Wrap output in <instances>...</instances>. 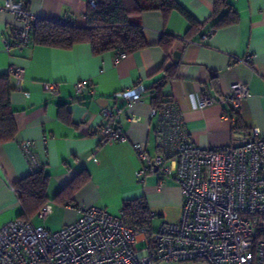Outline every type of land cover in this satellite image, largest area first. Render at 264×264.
<instances>
[{
	"label": "crops",
	"instance_id": "obj_1",
	"mask_svg": "<svg viewBox=\"0 0 264 264\" xmlns=\"http://www.w3.org/2000/svg\"><path fill=\"white\" fill-rule=\"evenodd\" d=\"M39 18L69 19L86 23L88 0H17ZM197 23L177 10H146L139 14L145 47L118 57V50L94 53L88 43L59 48L34 42L7 49L4 37L16 24L13 13L0 0V74L10 65L23 70L18 82L11 77L10 108L16 134L0 143V228L22 213L14 184L37 169L48 174L46 195L51 212L62 218L60 227L74 221V208L96 206L118 215L126 201L143 199L157 223L177 222L181 212L178 183L165 176L136 173L142 161L134 145L153 156L156 125L152 114L154 87L165 79L161 95L178 110L186 137L201 147L238 144L255 135L264 136V0H230L236 23L213 30L208 21L213 0H175ZM211 33L206 39L203 35ZM162 38L169 39L165 47ZM179 52L177 63L173 53ZM251 55L254 67L241 58ZM169 65L173 69L168 71ZM87 81L77 92L75 84ZM57 83L51 94L44 83ZM242 82L248 96L233 111L227 103L197 106L204 93L220 97L230 85ZM143 88L129 107L114 97L122 90ZM107 107L117 111L116 126L122 140L100 142ZM237 119L238 123L237 124ZM24 142H30L26 148ZM80 173L86 180L67 196L57 197ZM162 188L157 189L159 181ZM36 214L30 221L43 226ZM153 222V221H152ZM154 223V222H153ZM155 224V223H154Z\"/></svg>",
	"mask_w": 264,
	"mask_h": 264
},
{
	"label": "built area",
	"instance_id": "obj_2",
	"mask_svg": "<svg viewBox=\"0 0 264 264\" xmlns=\"http://www.w3.org/2000/svg\"><path fill=\"white\" fill-rule=\"evenodd\" d=\"M94 6L95 0H88ZM3 8L14 14L16 24L4 37L7 49L32 42L31 31L39 16L22 1L4 0ZM58 22L70 24L69 19ZM212 31L203 35L210 36ZM125 54L118 51L117 56ZM253 68L251 55L241 58ZM16 82L23 70L10 65ZM87 81L77 82L81 91ZM44 88L54 94L57 83ZM141 86L122 90L114 97L129 107L140 99ZM242 82L230 85L228 93L201 95L197 106L227 103L233 111L248 96ZM159 117L156 125L157 152L151 156L142 145L134 153L142 161L138 176L148 174L174 179L180 188L181 212L177 222L130 225L122 216L91 206L74 208L77 218L58 230L36 226L17 218L0 228V264H264V136L255 135L238 144L201 147L186 137L173 102L152 107ZM106 123L101 143L122 140L116 126L117 111L101 110ZM30 142H24L27 148ZM160 180L157 189H161ZM51 205L44 203L36 213L45 219Z\"/></svg>",
	"mask_w": 264,
	"mask_h": 264
},
{
	"label": "trees",
	"instance_id": "obj_3",
	"mask_svg": "<svg viewBox=\"0 0 264 264\" xmlns=\"http://www.w3.org/2000/svg\"><path fill=\"white\" fill-rule=\"evenodd\" d=\"M146 10L166 12L177 10L190 22V29L197 23L175 0H95L94 6L88 5L83 26L61 23L57 20L39 18L32 27V42L59 47L71 48L75 44L88 43L94 53L118 50L124 54L145 47L144 36L138 22V16ZM238 16L230 0H213V12L208 21H212L213 30L236 23ZM162 38L160 45L168 51ZM173 69L169 65L168 71ZM12 75L9 72L0 74V143L13 140L16 127L10 108V96L13 91ZM165 79L154 87L152 95L153 107H159L162 102H171L161 95L160 88ZM237 124L238 119H237ZM80 173L70 184L64 187L57 197L70 196L77 190L86 177ZM49 176L37 169L14 184L16 195L22 206L20 218L29 221L39 208L48 201L46 187ZM123 218L132 226L143 227L151 222V212L143 199L130 200L121 208Z\"/></svg>",
	"mask_w": 264,
	"mask_h": 264
},
{
	"label": "rangeland",
	"instance_id": "obj_4",
	"mask_svg": "<svg viewBox=\"0 0 264 264\" xmlns=\"http://www.w3.org/2000/svg\"><path fill=\"white\" fill-rule=\"evenodd\" d=\"M152 227L153 228H157L159 223H157L156 221H154V219L152 220ZM42 224L44 227H47L48 229L51 228V229H55V228H58L60 227V225L62 224V218L60 215H58L57 213H54L53 215H50L46 218L45 221H42ZM195 264H204V263H195Z\"/></svg>",
	"mask_w": 264,
	"mask_h": 264
},
{
	"label": "water",
	"instance_id": "obj_5",
	"mask_svg": "<svg viewBox=\"0 0 264 264\" xmlns=\"http://www.w3.org/2000/svg\"><path fill=\"white\" fill-rule=\"evenodd\" d=\"M173 56L175 57L174 62L177 63V61H178V57H179V52H178V51H175V52L173 53Z\"/></svg>",
	"mask_w": 264,
	"mask_h": 264
}]
</instances>
